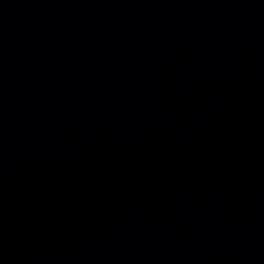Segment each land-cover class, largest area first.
I'll use <instances>...</instances> for the list:
<instances>
[{"label": "water", "instance_id": "95a60500", "mask_svg": "<svg viewBox=\"0 0 264 264\" xmlns=\"http://www.w3.org/2000/svg\"><path fill=\"white\" fill-rule=\"evenodd\" d=\"M0 264H264V0H0Z\"/></svg>", "mask_w": 264, "mask_h": 264}]
</instances>
